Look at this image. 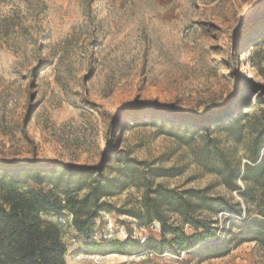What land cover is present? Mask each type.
<instances>
[{
  "label": "rangeland",
  "instance_id": "obj_1",
  "mask_svg": "<svg viewBox=\"0 0 264 264\" xmlns=\"http://www.w3.org/2000/svg\"><path fill=\"white\" fill-rule=\"evenodd\" d=\"M257 70L264 74V0H0V163L105 167L114 178L123 170L118 160L131 158L142 173L177 174L154 184L208 188L244 206L221 172L242 168L252 133L264 128ZM239 93L249 103L239 141L213 129L170 130L200 126L202 116L213 118L206 126L228 117ZM140 196L138 178L103 201L127 210ZM44 218L63 233L66 264H264L255 243L199 262L197 249L161 247L157 222L139 226L115 212H100L87 233L73 228L67 212ZM213 220L222 230L232 225L221 215Z\"/></svg>",
  "mask_w": 264,
  "mask_h": 264
},
{
  "label": "trees",
  "instance_id": "obj_2",
  "mask_svg": "<svg viewBox=\"0 0 264 264\" xmlns=\"http://www.w3.org/2000/svg\"><path fill=\"white\" fill-rule=\"evenodd\" d=\"M254 65V58H251ZM260 87H264V74L259 70ZM261 87V88H262ZM239 98L228 107L239 102ZM249 103L239 102V108L228 117L206 126L212 120L202 116L200 126L171 127V131L193 135L208 129L226 132L240 139L237 126L246 121L249 113L243 111ZM191 119L183 116L181 121ZM264 128L252 133L246 155V163L236 170L224 166L221 172L222 185L227 192L236 193L245 203H233L221 195L209 193V189L165 188L154 184L159 177H175L174 169L154 168L140 172L142 163L135 159L118 160L122 169L117 177L104 174L105 167L71 168L41 162L0 163V264H66V244L63 233L45 215H60L67 212L72 216V226L79 233H87L91 221L100 212H115L137 221L139 226L157 222L164 239L159 243L174 251H198L199 262L219 259L244 243H255L264 249ZM118 159V158H117ZM241 168V169H240ZM150 173V174H148ZM142 175V177H139ZM141 196L137 206L127 210L115 209L103 199L120 194L138 178ZM241 183L243 187L239 185ZM82 191H86L80 196ZM261 191V194H258ZM249 201V202H248ZM248 203L255 210L248 211ZM247 205V206H246ZM221 215L223 223L232 224L222 230L221 223L213 220ZM243 220H240L242 219ZM238 222V225H235ZM184 226L194 230L188 236ZM234 229L237 233H234ZM223 233L218 238V233ZM166 237H171L166 240ZM206 243V244H205Z\"/></svg>",
  "mask_w": 264,
  "mask_h": 264
},
{
  "label": "bare ground",
  "instance_id": "obj_3",
  "mask_svg": "<svg viewBox=\"0 0 264 264\" xmlns=\"http://www.w3.org/2000/svg\"><path fill=\"white\" fill-rule=\"evenodd\" d=\"M259 84H256V86H258ZM238 104L237 105H235L234 107H233V109H231L230 110V112H234V111H236L237 109H238Z\"/></svg>",
  "mask_w": 264,
  "mask_h": 264
}]
</instances>
